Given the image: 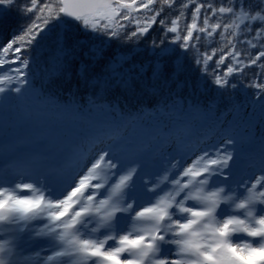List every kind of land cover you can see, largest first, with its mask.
I'll use <instances>...</instances> for the list:
<instances>
[{"label":"snow or ice","instance_id":"obj_1","mask_svg":"<svg viewBox=\"0 0 264 264\" xmlns=\"http://www.w3.org/2000/svg\"><path fill=\"white\" fill-rule=\"evenodd\" d=\"M12 12L21 22L0 42V112L45 98L31 68L36 50L52 35L64 68L86 43L66 47L75 22L135 43L156 26L157 57L182 50L218 90L252 89L264 114V0H0V20ZM104 47L89 52L100 58ZM182 70L178 57L173 75ZM103 111L111 119L62 165L0 156V264H264V136L247 140L251 159L241 167L244 143L230 127L211 146L207 138L170 140L161 129L156 148L138 147L128 129L143 113ZM174 112L166 104L158 114ZM165 141L172 151L160 150Z\"/></svg>","mask_w":264,"mask_h":264},{"label":"trees","instance_id":"obj_2","mask_svg":"<svg viewBox=\"0 0 264 264\" xmlns=\"http://www.w3.org/2000/svg\"><path fill=\"white\" fill-rule=\"evenodd\" d=\"M20 22L15 12L0 20V42L7 41L13 30L18 29ZM73 24L74 30L64 33L66 47L71 48L77 41L86 43L71 56L64 58V68L58 66L59 53L52 35L40 42L31 65L35 74V88L43 92L45 97L41 101L31 98L32 105L37 111L52 112L48 125L54 129L60 127L62 137L59 147L77 142V137L89 134L101 122L110 120L111 117L104 114L103 108L112 106L125 116L135 117L142 112V118L135 121L138 126H144V136L147 142L152 143L155 141L153 138L160 135L161 129L169 128L177 121L183 123V131L201 128L203 125L216 129L230 114L232 116L227 117L226 122H229L234 132L240 131L243 141L254 138L255 132L259 130L263 129L264 132V114L259 105L253 102L252 89L245 91L241 87L234 92L218 90L207 78L201 79L200 71L191 56L180 49L157 57L159 49L153 50L151 46L152 39L159 43L160 32L156 26L147 37L135 43L85 33L79 25ZM101 41L105 42L103 55L94 59L89 48ZM171 48L176 46L172 45ZM117 57L121 62L118 65L111 63L110 66V62ZM178 57L182 59L183 70L174 76ZM155 69H159V78L153 75ZM121 79L127 80L128 86L121 84ZM166 104L170 109L175 104V112L170 116L159 115ZM66 106L79 109V114L65 111ZM62 117L65 118L64 122H61ZM29 120L33 121V125L36 124L35 130L38 129L37 118ZM248 126L249 130H254V137L246 132ZM259 137L255 139L258 141ZM3 141L7 142L8 137ZM52 141L48 142L46 149Z\"/></svg>","mask_w":264,"mask_h":264},{"label":"rangeland","instance_id":"obj_3","mask_svg":"<svg viewBox=\"0 0 264 264\" xmlns=\"http://www.w3.org/2000/svg\"><path fill=\"white\" fill-rule=\"evenodd\" d=\"M119 63L120 62L114 63V65H118ZM28 100H29V104H30L31 112H32L30 117L32 118L36 117L37 123H39V127L36 130H35L36 124L33 125L34 124L33 121L25 119V117L22 115V111L19 108V105L17 106L15 103H13L12 105H10L9 108H7L6 106L5 110L3 112H0V156L4 157L5 155L10 154L9 157H12L11 161H15L17 160V158H22V159L27 160L33 157L37 151L43 150L42 144L46 143L47 136L51 135L48 129H52V126L48 125L49 122L46 125V120L48 117H51L53 115L52 112L45 111V110L37 111L32 105V99L29 98ZM230 115H228L227 117L229 118ZM227 117L224 118L223 124H221L220 127L216 129L213 126L203 125L201 128L195 129V131L194 129H186L185 131H183L182 129L183 123H180L179 121H177L174 124L172 123V125L169 128L167 127L163 130L172 134L169 138L170 140H174L177 137H179L195 145L198 140L207 138L206 146H211L212 144L218 143V133H220L221 131V126L223 125L225 127H229V122H226ZM249 127L250 126L246 128V132L247 131L250 132V136L254 137V130L253 131L252 129L249 130L250 129ZM258 127H256V129H258ZM143 129H144V126L143 127L138 126L136 121L128 129L129 134L132 136L134 142L136 143L138 147H143L145 144L150 142V141L147 142V139L143 133ZM56 132L57 131L54 130V134ZM91 132L92 131H90V133ZM234 133L237 136V138L240 139L242 143H244V147L242 148L241 153L236 157L239 165L243 167L245 163L251 159L249 155L251 149L247 146V143H246L249 138H247L246 141H243L241 139L240 131H236ZM89 134H87V136ZM263 134H264L263 129L259 130L258 132H255V137L263 136ZM51 136L49 139H52ZM6 137H8V140L11 141V145L9 146V149L5 148V145L7 144L8 141L3 142V140H5ZM54 137H55V140H60V137H58V134L55 135ZM86 137L83 136L80 139H78L77 137V140H79V142L77 143L72 142L71 145L67 146L69 148L64 147V146H62L64 148L60 147L61 149L59 148L58 150H56V152L59 154L55 153V155H52L53 157L50 155H47V157L44 158L45 162L47 163V167H51L52 160L59 161V165H62L63 163H65L68 157H66L65 155H60V153L63 154V152L66 151V149L67 150L70 149V151L75 149L78 145H80L81 143L85 141ZM152 145H153V148H156L157 141H154ZM18 147L19 148L24 147V148L21 149L20 151ZM172 147L173 146L170 142L165 141L160 145V150L164 152H168V151H172ZM157 156H159V153H157ZM150 170L151 171L159 170V158L157 159L155 166H153Z\"/></svg>","mask_w":264,"mask_h":264},{"label":"water","instance_id":"obj_4","mask_svg":"<svg viewBox=\"0 0 264 264\" xmlns=\"http://www.w3.org/2000/svg\"><path fill=\"white\" fill-rule=\"evenodd\" d=\"M75 23V22H74Z\"/></svg>","mask_w":264,"mask_h":264}]
</instances>
